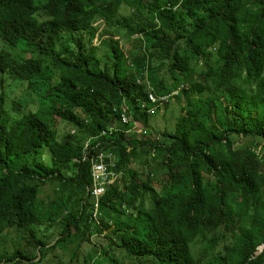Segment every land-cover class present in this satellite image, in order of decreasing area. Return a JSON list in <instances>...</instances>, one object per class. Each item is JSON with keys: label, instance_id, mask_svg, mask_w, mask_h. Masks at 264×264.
Here are the masks:
<instances>
[{"label": "trees", "instance_id": "trees-1", "mask_svg": "<svg viewBox=\"0 0 264 264\" xmlns=\"http://www.w3.org/2000/svg\"><path fill=\"white\" fill-rule=\"evenodd\" d=\"M149 90L184 103L158 136ZM0 238V264H264V0H0Z\"/></svg>", "mask_w": 264, "mask_h": 264}, {"label": "built area", "instance_id": "built-area-1", "mask_svg": "<svg viewBox=\"0 0 264 264\" xmlns=\"http://www.w3.org/2000/svg\"><path fill=\"white\" fill-rule=\"evenodd\" d=\"M177 94L178 92H174L170 95L158 96L153 90H149L147 92V98L141 103V108L149 115H154L158 109L169 104L170 101L173 100V96ZM121 117L123 123L127 124L129 122V118L125 111L122 113ZM132 131L142 135L147 134V130L139 123L135 124ZM88 146L89 142L86 144V147ZM115 166L113 155L109 152H101L92 159L93 189L91 196L95 199V217L98 215L100 198L106 194L107 188L113 185L119 178Z\"/></svg>", "mask_w": 264, "mask_h": 264}, {"label": "rangeland", "instance_id": "rangeland-1", "mask_svg": "<svg viewBox=\"0 0 264 264\" xmlns=\"http://www.w3.org/2000/svg\"><path fill=\"white\" fill-rule=\"evenodd\" d=\"M123 44V43H122ZM18 93L17 95L19 97H22V90H20V88H17ZM9 103L11 102V100L9 99L8 101ZM184 106L183 101H179L176 98L170 101V105L168 106L167 110L165 111L164 109L161 111L156 112V114H154L151 117V121L150 124L152 126V128L154 130H156L155 133H153V135H157L158 136V132H161L165 129H172L175 127V124L177 122L178 117L181 115L182 113V107ZM262 147H259V150H261ZM55 197V191H54V187L52 185H48L47 187L45 186L44 188V193L42 196V200L45 202H50L53 198ZM56 233H58L59 231V227L56 226L55 228ZM3 238V237H2ZM1 239V238H0ZM4 239V238H3ZM19 240H8V242H5L4 244H6L8 247L11 248V251L13 252L15 248H18L17 242ZM1 242L3 243V241L1 240ZM105 245L104 242L101 241V246ZM75 249V247H71L69 249V254L71 255L73 250ZM92 245L89 242H84L81 244V247L79 249V252L77 253L78 256L75 259L73 264H84V258L85 255L90 251L91 253L93 252ZM65 254L67 255V253H62L60 254V258L63 259V257L65 256ZM69 258V257H68Z\"/></svg>", "mask_w": 264, "mask_h": 264}, {"label": "water", "instance_id": "water-1", "mask_svg": "<svg viewBox=\"0 0 264 264\" xmlns=\"http://www.w3.org/2000/svg\"><path fill=\"white\" fill-rule=\"evenodd\" d=\"M264 247L261 248V250L259 251V253H261L263 251Z\"/></svg>", "mask_w": 264, "mask_h": 264}]
</instances>
